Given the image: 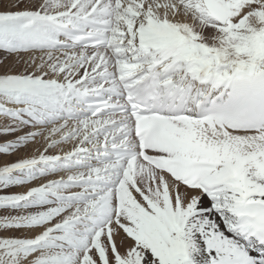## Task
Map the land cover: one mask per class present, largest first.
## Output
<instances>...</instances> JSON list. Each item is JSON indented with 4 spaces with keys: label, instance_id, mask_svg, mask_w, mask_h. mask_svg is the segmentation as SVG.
<instances>
[{
    "label": "snow or ice",
    "instance_id": "snow-or-ice-1",
    "mask_svg": "<svg viewBox=\"0 0 264 264\" xmlns=\"http://www.w3.org/2000/svg\"><path fill=\"white\" fill-rule=\"evenodd\" d=\"M9 8L0 264H264V0Z\"/></svg>",
    "mask_w": 264,
    "mask_h": 264
},
{
    "label": "rangeland",
    "instance_id": "rangeland-1",
    "mask_svg": "<svg viewBox=\"0 0 264 264\" xmlns=\"http://www.w3.org/2000/svg\"><path fill=\"white\" fill-rule=\"evenodd\" d=\"M12 2V0H0V11L3 10H17L15 8H9V4ZM9 60V62H11L12 60H15L17 58L15 57H8L5 53H3L2 51H0V60ZM3 121L0 120V126H2ZM27 131V130H25ZM24 134L23 132L21 133H15V134H11V135H7V136H3L0 135V143H5V142H9V141H14L17 136ZM42 143V141H41ZM38 145L36 144H30L27 146H24L21 149H18L16 152L11 153V154H0V166H2L3 164H10V163H14V162H18L20 159H24V158H30L31 156H33L34 154H36V147ZM71 146H65V149L67 150V148H70ZM59 149L50 151L48 154H55L56 152H58ZM41 183V181H36L33 182V184L31 186H38ZM27 189L25 187H10L7 190L4 191H0V194H18V193H22L24 191H26ZM15 213H6L2 210H0V216L3 215H14ZM7 235L9 236H21L22 233L16 230H10Z\"/></svg>",
    "mask_w": 264,
    "mask_h": 264
},
{
    "label": "bare ground",
    "instance_id": "bare-ground-1",
    "mask_svg": "<svg viewBox=\"0 0 264 264\" xmlns=\"http://www.w3.org/2000/svg\"><path fill=\"white\" fill-rule=\"evenodd\" d=\"M3 165H4V164H3ZM3 165H2V166H3Z\"/></svg>",
    "mask_w": 264,
    "mask_h": 264
}]
</instances>
